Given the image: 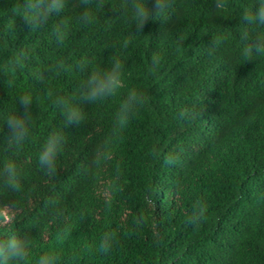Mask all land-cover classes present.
Here are the masks:
<instances>
[{
  "label": "trees",
  "instance_id": "obj_1",
  "mask_svg": "<svg viewBox=\"0 0 264 264\" xmlns=\"http://www.w3.org/2000/svg\"><path fill=\"white\" fill-rule=\"evenodd\" d=\"M17 2L0 0V167L16 162L22 191L0 189V221L11 217L0 223V238L29 233L26 264L47 252L59 264H264V55L245 62L240 39L245 29L250 39L264 38V26L241 20L258 0H227L222 11L214 0H174L170 18L149 21L143 33L135 32L130 9L122 10L125 0L90 5V25L79 20L80 0H66L65 10L35 31L12 12ZM61 18L67 36L57 44L51 29ZM217 37L223 39L214 47ZM22 48L26 66L5 74ZM154 54L160 63L153 72ZM111 55L124 62L123 86L105 101H81L82 82L92 68L108 67ZM85 58L91 64L81 71ZM60 62L68 70L57 73ZM131 88L147 103L113 134ZM25 93L33 98L29 138L8 150L4 121L23 112L18 99ZM59 98L82 109L78 128L66 126ZM185 108L194 118H179ZM54 130L65 150L56 174L46 176L38 157ZM108 136L106 157L92 167ZM153 146L159 159L148 155ZM167 154L178 157L174 166L165 164ZM197 201L208 210L195 229L187 218ZM106 231L117 232V242L103 254Z\"/></svg>",
  "mask_w": 264,
  "mask_h": 264
},
{
  "label": "clouds",
  "instance_id": "obj_2",
  "mask_svg": "<svg viewBox=\"0 0 264 264\" xmlns=\"http://www.w3.org/2000/svg\"><path fill=\"white\" fill-rule=\"evenodd\" d=\"M85 6V10L80 15L79 20L84 25H90L95 22V16L90 5H95L97 9L105 6V0H80ZM151 4V7L149 6ZM174 0H125L122 10L131 11V20L134 22L136 33H143V30L149 21L167 20L170 18V10L173 8ZM66 0H23L21 4L18 0L13 7V13L22 17L24 22L30 27L31 31L39 30L46 25L49 19L55 15H59L65 10ZM214 7L217 10H224L227 7V0H214ZM241 20L243 24L248 26H264V0H258L254 9L245 10L242 13ZM67 22L61 18L54 23L51 32L55 37L57 44H63L67 36ZM222 37L213 39L212 45L218 46L222 42ZM240 39L244 42L241 55L245 62L251 61L255 56L264 55V38L256 37L250 39V33L247 29L240 32ZM130 40H125L123 46L127 48ZM29 59V52L26 49H20L13 57L9 66L6 67L4 73L16 72L22 70L26 66ZM160 63V58L153 55L151 70L154 72ZM91 61L82 59L77 67L84 71L88 68ZM108 67L92 68L87 79L81 84V101L94 104L107 100L117 94V91L123 86L124 62L117 55H111L108 58ZM60 69L68 70L63 62L56 66L57 73ZM36 79L43 81L42 73H34ZM7 86H12V81H6ZM49 96L52 92L49 91ZM147 96L137 88H131L125 98L120 102L118 110L115 113V123L113 134L119 130H123L128 126L131 119L138 113V110L147 103ZM19 105L23 108V112L19 115H8L4 121L7 126L8 134L5 136L6 147L8 150H19L29 138V126L32 121L31 107L33 98L30 93L21 95L18 99ZM61 115L64 117L66 126L75 125L77 128L84 122V114L79 105L71 102L69 99L59 98L56 101ZM181 120L194 118V113L185 108L179 113ZM112 136L105 138L103 143L98 147L97 152L91 161V166H99L101 160L107 155V148L111 144ZM65 150V137L57 131H52L45 140L42 150L38 157L40 170L46 176H54L57 172L56 162L58 157ZM153 159H159L161 153L155 146L148 153ZM164 162L167 165L174 166L178 162V157L173 154L164 156ZM119 172V166H117ZM0 189L10 190L13 193L22 191L19 179V170L14 160H8L0 167ZM47 203V202H46ZM207 206L197 201L193 207L191 214L187 218V223L198 229L206 220ZM56 210V215H59ZM11 217L4 218L0 221L9 222ZM141 223L140 219L136 220V224ZM117 242V232L106 231L98 245V251L108 254L113 245ZM32 244V238L27 232L12 233L6 238H0V264H26L29 257V250ZM36 264H59V256L55 252H47L41 255Z\"/></svg>",
  "mask_w": 264,
  "mask_h": 264
}]
</instances>
